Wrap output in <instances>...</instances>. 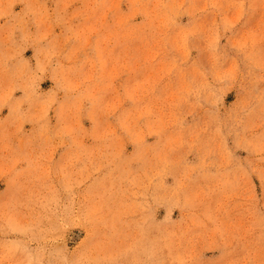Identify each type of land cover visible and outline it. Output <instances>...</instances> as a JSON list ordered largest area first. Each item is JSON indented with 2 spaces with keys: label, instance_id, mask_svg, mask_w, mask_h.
I'll use <instances>...</instances> for the list:
<instances>
[{
  "label": "rangeland",
  "instance_id": "374dc122",
  "mask_svg": "<svg viewBox=\"0 0 264 264\" xmlns=\"http://www.w3.org/2000/svg\"><path fill=\"white\" fill-rule=\"evenodd\" d=\"M0 264H264V0H0Z\"/></svg>",
  "mask_w": 264,
  "mask_h": 264
}]
</instances>
